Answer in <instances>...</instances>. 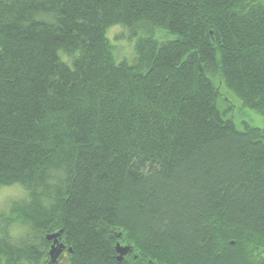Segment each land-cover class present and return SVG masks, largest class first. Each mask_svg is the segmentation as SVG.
<instances>
[{"label":"trees","instance_id":"16d2710c","mask_svg":"<svg viewBox=\"0 0 264 264\" xmlns=\"http://www.w3.org/2000/svg\"><path fill=\"white\" fill-rule=\"evenodd\" d=\"M220 84L264 114V0H0V264L58 232L69 264H264V128Z\"/></svg>","mask_w":264,"mask_h":264},{"label":"rangeland","instance_id":"374dc122","mask_svg":"<svg viewBox=\"0 0 264 264\" xmlns=\"http://www.w3.org/2000/svg\"><path fill=\"white\" fill-rule=\"evenodd\" d=\"M110 36L112 38L113 36L116 37L113 39H115L114 44L117 45L116 48L118 57H123L132 48V46H134L131 36L123 28L111 29ZM167 37L170 39L175 38L173 35H169ZM215 81L218 82L219 80L215 79ZM218 90L220 93V110L223 111L225 116L231 119L239 129H244L247 124L253 127L264 128V114L245 106L243 101L234 92L223 86V84H220V86L218 85ZM25 197L26 191L19 185L4 186L0 188V223L3 227L11 229L15 235L22 234L23 229L12 227V225L6 224V222L9 217L13 218V215L9 213L11 211L10 208H12V203ZM49 241L53 242L54 240ZM57 243H60L59 236L57 238ZM66 261L61 260L60 264H69L68 259H66Z\"/></svg>","mask_w":264,"mask_h":264},{"label":"water","instance_id":"95a60500","mask_svg":"<svg viewBox=\"0 0 264 264\" xmlns=\"http://www.w3.org/2000/svg\"><path fill=\"white\" fill-rule=\"evenodd\" d=\"M59 235H60V233L58 232V233H55V234H51V235H49L47 237L49 240H54L53 241V245L51 247V250L49 252L50 253V258H51V260H50L51 264H57L58 263L62 252L66 248L65 245H63L61 243H59V244L57 243V238H58ZM117 247H118L117 252L119 254L118 260L122 261L124 256L128 253L129 247H121L119 245Z\"/></svg>","mask_w":264,"mask_h":264},{"label":"flooded vegetation","instance_id":"af4514ba","mask_svg":"<svg viewBox=\"0 0 264 264\" xmlns=\"http://www.w3.org/2000/svg\"><path fill=\"white\" fill-rule=\"evenodd\" d=\"M69 252H70V250L68 248H65L64 251L62 252V254L60 256V259H59L57 264H60L61 260L63 261L64 259H66V257L68 256Z\"/></svg>","mask_w":264,"mask_h":264}]
</instances>
